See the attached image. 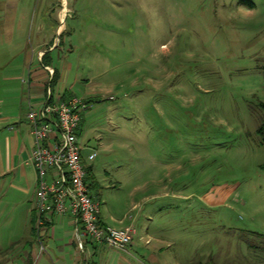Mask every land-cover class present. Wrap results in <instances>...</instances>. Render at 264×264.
<instances>
[{"label":"rangeland","instance_id":"obj_1","mask_svg":"<svg viewBox=\"0 0 264 264\" xmlns=\"http://www.w3.org/2000/svg\"><path fill=\"white\" fill-rule=\"evenodd\" d=\"M30 1L22 48L46 9ZM67 3L73 93L94 101L81 113L92 195L103 216L122 203V223L137 225L132 247L83 238V262L69 264H264V0ZM7 45L0 37V61ZM5 195L0 249L27 233ZM14 246L0 264H57L44 244L19 260Z\"/></svg>","mask_w":264,"mask_h":264},{"label":"crops","instance_id":"obj_2","mask_svg":"<svg viewBox=\"0 0 264 264\" xmlns=\"http://www.w3.org/2000/svg\"><path fill=\"white\" fill-rule=\"evenodd\" d=\"M30 2V0H0V37L8 38V50L2 52L0 61V71H2L0 84L6 86L0 97V196L5 197L9 192L13 194L15 200L10 205L7 202L6 204L12 207L10 211L12 216L17 211L22 213L24 227L27 228L26 235L21 237L17 235L16 240L9 241L10 246L7 249H0V257H2L12 251L13 245L19 246L20 253L13 257L16 258L14 260L31 255L36 249V244L38 245L36 234H32V226L34 229L36 223V220L33 223V215L37 181L34 168L29 162L33 140L25 119L28 103L35 108L40 107L45 102L48 91L52 102L75 97L73 86L79 79L73 74L74 68L69 61L73 48H61L60 43L61 36L66 31L65 18L70 12V8H67V0L64 2L66 6L63 5V0H45L44 13L38 6L36 11L40 13L37 15L36 11L33 12V18L31 14L32 20H36L31 24L28 39L22 48L17 38L25 36L24 28L32 13ZM83 99L94 103L91 96ZM83 129L84 119L81 115L76 138L85 152L87 144L81 141ZM94 160L87 163L91 171ZM120 205L121 208L115 214L108 213L103 216L100 210L99 220L103 225L113 228L131 226L134 235L128 246L132 247L133 239L137 234V225L133 221L134 218L126 225L122 223V203ZM40 236L57 264H69L73 261L78 263L79 259L83 262L85 252L82 256L76 248L74 223L70 215L48 216V220L41 227ZM95 254L96 252L93 255ZM90 258L91 256L87 264H90ZM116 258L117 264H122V255ZM8 260L12 259L8 258Z\"/></svg>","mask_w":264,"mask_h":264},{"label":"built area","instance_id":"obj_3","mask_svg":"<svg viewBox=\"0 0 264 264\" xmlns=\"http://www.w3.org/2000/svg\"><path fill=\"white\" fill-rule=\"evenodd\" d=\"M50 98L48 91L40 107L28 103L25 115L33 140L29 162L37 181L34 209L39 251L45 252L40 230L48 216L66 214L74 223L80 254H84L87 242L123 251L131 244L134 229L109 227L99 220L100 203L88 189L85 169L96 152L90 150L84 157V148L76 138L81 113L93 103L77 97L53 102Z\"/></svg>","mask_w":264,"mask_h":264},{"label":"trees","instance_id":"obj_4","mask_svg":"<svg viewBox=\"0 0 264 264\" xmlns=\"http://www.w3.org/2000/svg\"><path fill=\"white\" fill-rule=\"evenodd\" d=\"M257 133H258L259 136H261L262 142L264 143V120H263L262 124L259 126V128L257 130ZM85 169H86L87 186H88L89 191L92 193L93 190L98 188V184L95 181V178H94V176L92 174L91 168L86 166ZM34 220H36L35 209H34V215H33V223H34ZM32 234L33 235L35 234V227L33 229V226H32Z\"/></svg>","mask_w":264,"mask_h":264}]
</instances>
